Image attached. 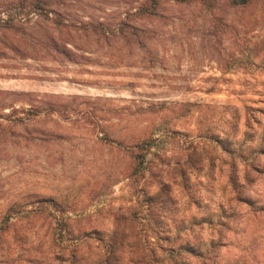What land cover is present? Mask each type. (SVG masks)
Returning <instances> with one entry per match:
<instances>
[{
  "label": "rangeland",
  "instance_id": "374dc122",
  "mask_svg": "<svg viewBox=\"0 0 264 264\" xmlns=\"http://www.w3.org/2000/svg\"><path fill=\"white\" fill-rule=\"evenodd\" d=\"M68 6L71 60L48 22L0 32V264H264V213L235 194L264 204L242 183L264 168L259 8Z\"/></svg>",
  "mask_w": 264,
  "mask_h": 264
},
{
  "label": "trees",
  "instance_id": "16d2710c",
  "mask_svg": "<svg viewBox=\"0 0 264 264\" xmlns=\"http://www.w3.org/2000/svg\"><path fill=\"white\" fill-rule=\"evenodd\" d=\"M71 0H7V2L2 6L0 10V32L1 30H12L15 25L24 24L28 21L34 19L39 20V22H48L53 27H59L62 30L66 31L67 38L60 39L61 43L66 40H72V33L70 26L66 17H69L67 14V9L69 8L68 4ZM174 3L178 5L191 4L192 2L200 3L201 6L205 8H215L219 6L221 3H225L226 6L231 7L235 10H246L251 7H257L260 10V16L262 20H264V0H137L138 7L136 8V13L138 16L148 17L156 15L158 10L164 3ZM261 20V21H262ZM104 26V25H102ZM106 34H108L106 32ZM55 48H53L60 55L72 54L73 51L69 48L71 45L68 42L60 45V41L57 39L54 41ZM46 47H49L46 44ZM71 60V56L69 57ZM157 140L150 136H144L140 140H138L136 146L141 151L137 155L136 160L141 163L140 165H144V158L142 152L145 154L149 152L155 145ZM264 178V168L258 165H249L246 166L242 183L245 184H254L257 180H261ZM241 180L239 181V183ZM238 184V183H237ZM236 181L233 182V186L235 187ZM235 191V190H234ZM236 200L239 203H244L247 205L248 210H250L251 215L256 218L257 216L262 215L264 213V204H261L260 201H256L251 197H242V191L236 192ZM117 239L112 238L108 241L107 246L109 250L112 249L113 243H116ZM194 257L201 259V264H214L215 262L211 260L209 253L203 254L198 252L195 249L190 251ZM258 257L254 254H250L247 256H242L241 261L238 260L235 264H249V260L257 261ZM107 261L102 262L100 264H107ZM260 263V262H259Z\"/></svg>",
  "mask_w": 264,
  "mask_h": 264
}]
</instances>
